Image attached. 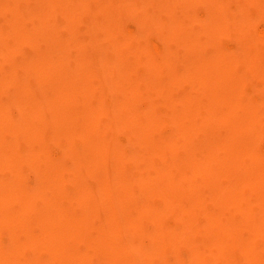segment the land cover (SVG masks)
<instances>
[{
    "label": "bare ground",
    "instance_id": "obj_1",
    "mask_svg": "<svg viewBox=\"0 0 264 264\" xmlns=\"http://www.w3.org/2000/svg\"><path fill=\"white\" fill-rule=\"evenodd\" d=\"M0 264H264V0H0Z\"/></svg>",
    "mask_w": 264,
    "mask_h": 264
}]
</instances>
